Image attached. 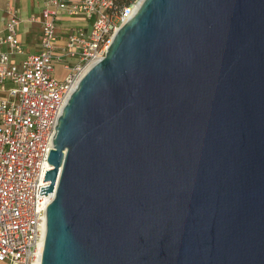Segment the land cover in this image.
Here are the masks:
<instances>
[{
	"label": "water",
	"instance_id": "1",
	"mask_svg": "<svg viewBox=\"0 0 264 264\" xmlns=\"http://www.w3.org/2000/svg\"><path fill=\"white\" fill-rule=\"evenodd\" d=\"M52 144L39 264H264V0H140Z\"/></svg>",
	"mask_w": 264,
	"mask_h": 264
},
{
	"label": "built area",
	"instance_id": "2",
	"mask_svg": "<svg viewBox=\"0 0 264 264\" xmlns=\"http://www.w3.org/2000/svg\"><path fill=\"white\" fill-rule=\"evenodd\" d=\"M140 0H45L39 49L27 54L21 69L11 54L21 53L16 37L18 17L8 8L0 44V264H39L45 230V207L54 195L39 194L55 125L82 74L106 51L114 32L136 10ZM81 17L58 43L59 14ZM66 73L53 74V62Z\"/></svg>",
	"mask_w": 264,
	"mask_h": 264
},
{
	"label": "crops",
	"instance_id": "3",
	"mask_svg": "<svg viewBox=\"0 0 264 264\" xmlns=\"http://www.w3.org/2000/svg\"><path fill=\"white\" fill-rule=\"evenodd\" d=\"M44 2L45 0H0V36L5 33L8 8L14 10L18 17L16 37L22 46V52L10 55L11 60L17 67L22 65L23 58L27 54L36 52L39 49ZM86 24L87 22L81 17L72 18L65 13H60L56 25L58 43H61L73 28L86 26ZM0 49L9 50L7 44L4 43L0 44Z\"/></svg>",
	"mask_w": 264,
	"mask_h": 264
},
{
	"label": "rangeland",
	"instance_id": "4",
	"mask_svg": "<svg viewBox=\"0 0 264 264\" xmlns=\"http://www.w3.org/2000/svg\"><path fill=\"white\" fill-rule=\"evenodd\" d=\"M53 74L56 78H62L64 74L66 73V70L63 69L61 62H53ZM18 69H21V66L17 67Z\"/></svg>",
	"mask_w": 264,
	"mask_h": 264
},
{
	"label": "trees",
	"instance_id": "5",
	"mask_svg": "<svg viewBox=\"0 0 264 264\" xmlns=\"http://www.w3.org/2000/svg\"><path fill=\"white\" fill-rule=\"evenodd\" d=\"M117 1H118L119 5L121 6V5L129 3L131 0H117Z\"/></svg>",
	"mask_w": 264,
	"mask_h": 264
}]
</instances>
